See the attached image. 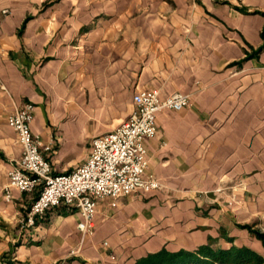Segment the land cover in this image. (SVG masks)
I'll use <instances>...</instances> for the list:
<instances>
[{"label": "crops", "instance_id": "obj_1", "mask_svg": "<svg viewBox=\"0 0 264 264\" xmlns=\"http://www.w3.org/2000/svg\"><path fill=\"white\" fill-rule=\"evenodd\" d=\"M263 30L264 0H0V223L19 225L33 198L2 193L21 155L16 107L34 105L31 132L60 174L127 119L135 91L189 96L145 140L159 188L99 200L89 235L75 208L49 209L12 264H136L209 239L264 258L250 232L264 233Z\"/></svg>", "mask_w": 264, "mask_h": 264}, {"label": "built area", "instance_id": "obj_2", "mask_svg": "<svg viewBox=\"0 0 264 264\" xmlns=\"http://www.w3.org/2000/svg\"><path fill=\"white\" fill-rule=\"evenodd\" d=\"M7 12L1 10L3 14ZM132 101L134 108L127 119L94 137L86 160L60 174L53 173L40 148V138L31 132L34 105L27 102L13 110L7 124L17 135L21 155L8 170L2 193L6 201L11 200L12 189L33 195L19 218L22 229L33 227L49 209L64 205L77 210L80 218L76 227L83 235H89L95 228L99 200L108 198L115 207L120 197L159 188L158 180L147 171L145 140L156 135V113L166 108L182 109L189 104V96L174 93L162 99L156 90L140 89L133 93ZM107 245L104 241L103 246Z\"/></svg>", "mask_w": 264, "mask_h": 264}, {"label": "trees", "instance_id": "obj_3", "mask_svg": "<svg viewBox=\"0 0 264 264\" xmlns=\"http://www.w3.org/2000/svg\"><path fill=\"white\" fill-rule=\"evenodd\" d=\"M264 38V30L262 32ZM264 246V233L251 230ZM264 264V258L247 247L214 248L213 239L195 250L168 251L162 248L137 260L136 264Z\"/></svg>", "mask_w": 264, "mask_h": 264}, {"label": "rangeland", "instance_id": "obj_4", "mask_svg": "<svg viewBox=\"0 0 264 264\" xmlns=\"http://www.w3.org/2000/svg\"><path fill=\"white\" fill-rule=\"evenodd\" d=\"M20 230V231H19ZM19 231V236H9V234H17ZM21 232V233H20ZM24 230L19 226L9 227L6 224L0 223V264H12V258L14 252H16L17 248L24 244V237L21 236ZM263 233V232H262Z\"/></svg>", "mask_w": 264, "mask_h": 264}]
</instances>
